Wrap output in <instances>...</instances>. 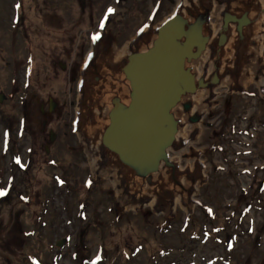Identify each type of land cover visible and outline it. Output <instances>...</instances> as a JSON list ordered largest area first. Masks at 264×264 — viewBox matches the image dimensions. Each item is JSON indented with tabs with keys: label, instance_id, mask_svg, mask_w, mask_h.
I'll return each mask as SVG.
<instances>
[{
	"label": "rangeland",
	"instance_id": "obj_1",
	"mask_svg": "<svg viewBox=\"0 0 264 264\" xmlns=\"http://www.w3.org/2000/svg\"><path fill=\"white\" fill-rule=\"evenodd\" d=\"M176 1L0 0V264H264V101L251 79L216 89L200 119L204 182L187 220L178 206L120 209L72 131L100 24L117 51Z\"/></svg>",
	"mask_w": 264,
	"mask_h": 264
},
{
	"label": "water",
	"instance_id": "obj_2",
	"mask_svg": "<svg viewBox=\"0 0 264 264\" xmlns=\"http://www.w3.org/2000/svg\"><path fill=\"white\" fill-rule=\"evenodd\" d=\"M103 30L78 69L72 131L120 209L178 206L187 220L204 182L191 145L215 90L241 91L251 79L264 101V0H177L117 52ZM177 153L190 162L181 167Z\"/></svg>",
	"mask_w": 264,
	"mask_h": 264
},
{
	"label": "bare ground",
	"instance_id": "obj_3",
	"mask_svg": "<svg viewBox=\"0 0 264 264\" xmlns=\"http://www.w3.org/2000/svg\"><path fill=\"white\" fill-rule=\"evenodd\" d=\"M114 52H117V51H114ZM216 91V90H215ZM216 95H217V93H216ZM201 97H202V94L201 93H197L196 95H194V96H192V101H193V104H194V106H193V108L195 109V107H197L198 108V110H200L202 107H201V105H200V103H199V101H200V99H201ZM204 108V107H203ZM202 108V109H203ZM184 130H187V127H185V129ZM177 156H178V153L176 154ZM175 156V155H174ZM186 161L188 160V159H185Z\"/></svg>",
	"mask_w": 264,
	"mask_h": 264
},
{
	"label": "flooded vegetation",
	"instance_id": "obj_4",
	"mask_svg": "<svg viewBox=\"0 0 264 264\" xmlns=\"http://www.w3.org/2000/svg\"><path fill=\"white\" fill-rule=\"evenodd\" d=\"M212 19H213V18H210V22H212V21H211ZM38 110H39L40 113H42V107H41V106H39V109H38ZM43 127H44V123L41 122V131L43 130ZM10 134H14V130L11 129V130H10ZM48 135H49V139H48V140H49L50 143H52V139H54V137H53V135H52L51 133H49ZM51 136H52V137H51ZM43 150H44V152H46V153H47V151H48L47 147H45V146H44Z\"/></svg>",
	"mask_w": 264,
	"mask_h": 264
}]
</instances>
